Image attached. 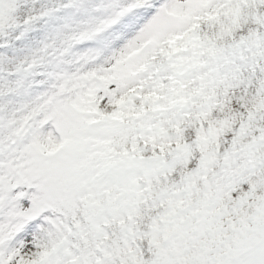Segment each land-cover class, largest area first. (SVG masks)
<instances>
[{
    "label": "snow or ice",
    "instance_id": "snow-or-ice-1",
    "mask_svg": "<svg viewBox=\"0 0 264 264\" xmlns=\"http://www.w3.org/2000/svg\"><path fill=\"white\" fill-rule=\"evenodd\" d=\"M0 264H264V0H0Z\"/></svg>",
    "mask_w": 264,
    "mask_h": 264
}]
</instances>
